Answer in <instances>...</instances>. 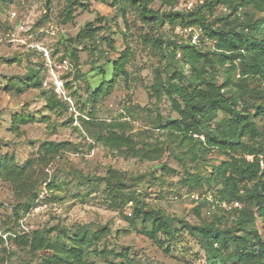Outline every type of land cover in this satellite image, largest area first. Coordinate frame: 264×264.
<instances>
[{
  "label": "rangeland",
  "instance_id": "1",
  "mask_svg": "<svg viewBox=\"0 0 264 264\" xmlns=\"http://www.w3.org/2000/svg\"><path fill=\"white\" fill-rule=\"evenodd\" d=\"M79 1L87 8H77L73 18L67 19L66 0H0V159L6 155L14 157L22 166L36 158L45 143H68L66 151L46 171L57 179V190H44L28 213L19 214V219L13 211L11 187L0 178V236L5 241L0 242V264H30L27 250L8 240L13 231L22 234L59 227L73 234L82 226L93 231L109 229L102 246L112 254L92 257L97 264H220L186 233L166 253V244L158 246L140 235L127 220L131 210L112 200L107 183L110 171H116L124 175L125 191H136L151 208L175 218L176 227L180 220L195 226L215 222L223 213L212 205L198 208L195 200L199 194L214 193L216 188L204 184L191 193L182 176L189 168L205 175L207 169L210 171L228 158L214 151L195 164L187 158L185 162L179 161L176 155L183 158L184 148H177L176 155L168 150L175 145L165 131L155 129L154 125L178 116L168 98L156 101L152 89L167 61L164 53L144 40L147 33L154 34L152 24L132 9L122 13L109 0ZM205 1L182 0L175 11H193ZM152 7L160 13L171 11L159 2ZM225 8L226 5L218 6L216 16H225ZM87 24L99 27V37L111 39L114 49L105 41L95 51L91 41L79 40L77 37ZM162 31L174 36L179 29L167 23ZM203 48L212 49L213 44ZM126 51L130 54L126 65L129 80H119L109 96L95 102L92 94L102 76L91 71L101 67L108 71L107 62L117 60ZM32 72L39 78L41 88L16 90L15 78L26 79ZM219 77L222 83L221 71ZM42 91L54 94L62 103L58 112L49 111ZM22 114L34 122L15 129L13 118ZM91 115L101 121L130 122L140 143L166 149L162 159L139 161L105 148L83 128L82 121ZM224 116L220 113L219 119ZM256 123L264 127V121L257 119ZM165 165L173 172L164 175ZM211 198L209 194L208 199ZM120 253L128 259L119 258L116 254Z\"/></svg>",
  "mask_w": 264,
  "mask_h": 264
},
{
  "label": "trees",
  "instance_id": "2",
  "mask_svg": "<svg viewBox=\"0 0 264 264\" xmlns=\"http://www.w3.org/2000/svg\"><path fill=\"white\" fill-rule=\"evenodd\" d=\"M109 1L119 6L122 13L132 9L147 24H152L156 37L147 33L144 40L167 59L152 89L156 101L168 98L178 116L154 125L155 129L165 131L175 145L168 150L176 155L177 148H184L183 158L176 155L180 162L187 158L197 164L214 151L228 158L210 171L207 169L205 175L189 168L182 176V182L191 193L204 184L216 188L214 193L199 194L195 200L198 208L212 205L223 213L215 222L195 226L180 220L176 227L175 218L151 208L136 191H125L124 175L116 171H110L107 183L112 200L117 206L131 210V218L127 220L140 235L158 246L166 244V253L171 244L186 233L206 255L220 264H264V167L261 166L264 127L256 123L257 119L264 121V0H206L193 11H175L182 0ZM156 2L171 11H156L152 7ZM66 4L63 14L67 19L73 18L77 8H87L79 0H66ZM220 5H226L225 16H216ZM167 23L179 32L174 36L166 35L162 28ZM186 28L202 29L199 44H192L190 37L181 34ZM99 32V27L87 24L77 38L91 41L95 51L105 41L114 49L113 41L99 37ZM209 43L213 48L204 49ZM129 60L130 54L126 51L120 53L117 60L107 62L108 71L103 67L91 71L100 72L102 76V82L96 83L92 94L95 102L109 96L119 80H129L130 72L126 68ZM33 73L23 80L15 78L18 80L16 90L41 88L39 78ZM42 94L49 111L58 112L62 103L56 96L45 91ZM220 113L225 115L222 119H219ZM32 122L33 118L22 114L13 118L12 125L18 129ZM82 122L84 130L97 143L125 158L156 162L166 151L157 144L140 143L128 121L107 122L91 115ZM66 144L47 142L36 158L22 166L14 157L6 155L0 159V178L11 187L15 200L13 211L18 219L21 212L30 211L44 190L50 193L57 190V179L46 171L50 163L66 151ZM162 171L164 175L173 172L166 165ZM236 201L242 207L229 208ZM222 224L229 226L222 228ZM108 234V228L93 231L82 226L70 234L51 227L22 234L13 231L8 240L27 250L30 264H97L94 257L112 254L102 246ZM0 242H5L1 236ZM116 255L128 259L125 253Z\"/></svg>",
  "mask_w": 264,
  "mask_h": 264
},
{
  "label": "built area",
  "instance_id": "3",
  "mask_svg": "<svg viewBox=\"0 0 264 264\" xmlns=\"http://www.w3.org/2000/svg\"><path fill=\"white\" fill-rule=\"evenodd\" d=\"M227 11V9H224ZM182 35H186L191 38L192 44H199L200 39L203 36V31L200 28H186L184 30H181ZM249 160H252V157H249ZM261 166L264 167V161H261ZM224 207H228L227 204H223ZM234 207V208H241L242 205L239 201L233 202L229 208Z\"/></svg>",
  "mask_w": 264,
  "mask_h": 264
}]
</instances>
